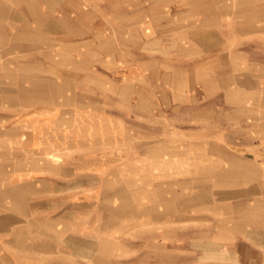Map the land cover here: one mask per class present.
Returning a JSON list of instances; mask_svg holds the SVG:
<instances>
[{"label": "rangeland", "instance_id": "rangeland-1", "mask_svg": "<svg viewBox=\"0 0 264 264\" xmlns=\"http://www.w3.org/2000/svg\"><path fill=\"white\" fill-rule=\"evenodd\" d=\"M262 66L264 0H0V150L78 175L97 244L47 261L264 264V171L215 155L263 144Z\"/></svg>", "mask_w": 264, "mask_h": 264}, {"label": "crops", "instance_id": "crops-1", "mask_svg": "<svg viewBox=\"0 0 264 264\" xmlns=\"http://www.w3.org/2000/svg\"><path fill=\"white\" fill-rule=\"evenodd\" d=\"M12 13L8 20L10 24L14 18V9ZM16 14L19 16L18 12ZM215 35L217 38V31ZM259 73L258 76L260 80H263V85L257 88L263 89L264 92V66ZM251 83L252 81L247 80L242 89L247 92L248 98L249 93L254 92V85ZM249 105V103L236 104L238 107H249ZM261 105L264 107V99ZM255 118L253 121L246 119V121L238 122V124L240 122L246 124L242 128L247 131L248 135L251 130L264 134V109ZM242 128H239V125L237 127V129ZM224 153L230 155L228 160L233 162L231 165L241 162L257 168L258 171H264V142L262 145L247 143L246 148L241 150L225 148L224 151L222 147L216 148L215 155L222 156ZM9 155V152L0 150V252H6V254H0V261L4 259L13 260L14 264H34L33 262L38 260V264H64L62 257L54 262H48L46 256L48 253L62 256L64 250L76 256L77 259L79 256L92 255L97 249V244L92 239L94 229L89 228L80 220V218L88 220L91 212L79 211V202L73 200L80 187L78 175L76 179L69 181H63L61 178L45 180L44 186L48 188L40 190L31 184L32 180L28 173L31 166L22 160L10 162ZM216 160H218L216 165L221 168L222 157ZM78 166H72L70 170H78ZM57 170L63 171V167L58 165ZM90 179V181L94 180L93 177ZM252 183L254 186L264 187V173L263 177L255 179ZM31 197H36V199L32 201ZM30 237L33 242L31 245ZM32 251L35 256L32 255Z\"/></svg>", "mask_w": 264, "mask_h": 264}]
</instances>
